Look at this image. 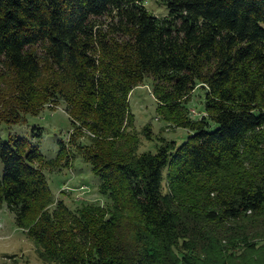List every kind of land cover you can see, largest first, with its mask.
Masks as SVG:
<instances>
[{"label":"trees","instance_id":"obj_1","mask_svg":"<svg viewBox=\"0 0 264 264\" xmlns=\"http://www.w3.org/2000/svg\"><path fill=\"white\" fill-rule=\"evenodd\" d=\"M162 2L158 17L147 0H0L2 116L64 104L107 201L55 199L44 170L70 165L71 141L47 159L0 136V212L44 263L264 264V0ZM145 82L188 134L140 153L130 96Z\"/></svg>","mask_w":264,"mask_h":264},{"label":"rangeland","instance_id":"obj_2","mask_svg":"<svg viewBox=\"0 0 264 264\" xmlns=\"http://www.w3.org/2000/svg\"><path fill=\"white\" fill-rule=\"evenodd\" d=\"M147 1L148 9L156 16L166 15L167 8L162 0ZM145 84L147 86L143 84L136 88L130 96L131 111L135 116L137 133L140 135V153L155 151V141H158L159 137L181 142L188 134L186 130L170 127L160 119L156 111V100L151 94V86L148 82ZM6 91L5 84L0 81V122H4L0 123L1 138L5 139L8 135L25 138L33 146H38L47 159L56 157L59 150L58 141H71L70 165L63 166L61 170H44L55 199L64 200L71 209L79 207L82 202L104 205L107 201L99 192L100 179L93 174L91 164L83 158V150L80 149L82 154L76 151L79 146L89 144L87 136L90 133L79 135L80 124H71L66 106L49 100L39 105L34 112L17 104L19 119L16 122L10 121L8 117L2 116L7 100ZM200 95L201 91L197 90L193 94L191 104L193 114L198 117L202 114ZM143 132H150V137L147 138ZM13 255L16 258L10 259ZM0 264H50L38 258L34 242L16 226L14 214L7 209L0 212Z\"/></svg>","mask_w":264,"mask_h":264}]
</instances>
